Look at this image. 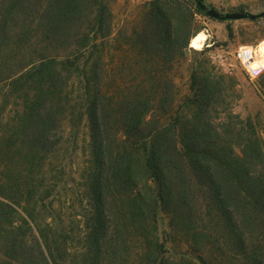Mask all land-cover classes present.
Masks as SVG:
<instances>
[{
    "label": "trees",
    "instance_id": "trees-1",
    "mask_svg": "<svg viewBox=\"0 0 264 264\" xmlns=\"http://www.w3.org/2000/svg\"><path fill=\"white\" fill-rule=\"evenodd\" d=\"M196 12L150 0L126 30L109 0H0V264H264V128L191 60Z\"/></svg>",
    "mask_w": 264,
    "mask_h": 264
},
{
    "label": "rangeland",
    "instance_id": "rangeland-1",
    "mask_svg": "<svg viewBox=\"0 0 264 264\" xmlns=\"http://www.w3.org/2000/svg\"><path fill=\"white\" fill-rule=\"evenodd\" d=\"M148 1L150 0H109L114 14L116 29L124 28L129 30L131 24L140 15L143 5ZM189 2L193 10H195L196 8L192 1ZM205 3L208 7H214L220 12H236L239 8L251 13L264 12V0H205ZM195 19L197 29L195 35L202 33L207 38V42L202 49L195 48H200L199 46L192 47L193 44H190V47L197 51L191 57V60L200 58L198 53L209 49V51H206V57L218 66V70L227 79L232 81L234 89L233 112L240 114L243 118L251 117L255 119L264 128V70L257 76L250 75L237 58L236 53L242 45H246L243 48L245 49V54L252 53L256 48V53H258L259 46L257 45L261 42L264 43V16L254 20L245 18L226 21L196 12ZM229 29L232 30L231 37L229 36ZM252 57H254L252 69L254 72H259L261 68H264V60L258 55H252ZM191 60L190 57L187 58L174 72V80L179 87L180 96L188 91L189 63H191ZM126 71L125 80L128 82L134 79L139 81L143 78L137 70H135V73H132L129 69ZM89 133L88 123L84 120L73 142L74 146L72 143L70 144L71 162L69 161V165L71 176L75 178L76 183L86 160L90 157Z\"/></svg>",
    "mask_w": 264,
    "mask_h": 264
},
{
    "label": "water",
    "instance_id": "water-1",
    "mask_svg": "<svg viewBox=\"0 0 264 264\" xmlns=\"http://www.w3.org/2000/svg\"><path fill=\"white\" fill-rule=\"evenodd\" d=\"M196 4L205 11L206 15L215 18V19H221V20H237V19H245L250 18L252 20L257 19L261 16H264V12L262 13H251V12H226L222 13L215 9L214 7H208L206 3H204L202 0H194Z\"/></svg>",
    "mask_w": 264,
    "mask_h": 264
},
{
    "label": "built area",
    "instance_id": "built-area-1",
    "mask_svg": "<svg viewBox=\"0 0 264 264\" xmlns=\"http://www.w3.org/2000/svg\"><path fill=\"white\" fill-rule=\"evenodd\" d=\"M264 42V41H263ZM262 43V42H261ZM261 43L257 46H260ZM246 45H242L238 48V50L236 51L237 53V58L240 60V62L242 63V65L245 67V69L248 71V73H250V75L252 76H257L259 75L264 68H261V70L259 72H254L252 69V60L254 59V57H252V53L250 54L251 57L249 58H245V49H243ZM252 46V45H251ZM257 46H253V47H257ZM255 55H256V51H255ZM257 56V55H256Z\"/></svg>",
    "mask_w": 264,
    "mask_h": 264
},
{
    "label": "bare ground",
    "instance_id": "bare-ground-1",
    "mask_svg": "<svg viewBox=\"0 0 264 264\" xmlns=\"http://www.w3.org/2000/svg\"><path fill=\"white\" fill-rule=\"evenodd\" d=\"M207 38L202 33L198 34L192 41L193 46H199L200 48L206 44ZM257 48L252 52V55H255V51ZM257 52V51H256ZM251 53L245 54V58L247 59L248 56H250ZM258 57H260L262 60H264V43H261V45L258 48V53H256Z\"/></svg>",
    "mask_w": 264,
    "mask_h": 264
},
{
    "label": "crops",
    "instance_id": "crops-1",
    "mask_svg": "<svg viewBox=\"0 0 264 264\" xmlns=\"http://www.w3.org/2000/svg\"><path fill=\"white\" fill-rule=\"evenodd\" d=\"M220 4L224 6V4H222L221 2H220ZM226 21H230V20H226Z\"/></svg>",
    "mask_w": 264,
    "mask_h": 264
}]
</instances>
